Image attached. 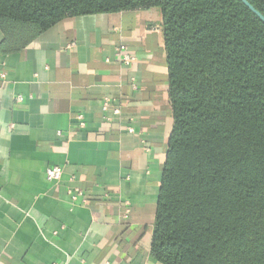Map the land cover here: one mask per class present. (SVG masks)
I'll list each match as a JSON object with an SVG mask.
<instances>
[{
  "label": "crops",
  "instance_id": "crops-1",
  "mask_svg": "<svg viewBox=\"0 0 264 264\" xmlns=\"http://www.w3.org/2000/svg\"><path fill=\"white\" fill-rule=\"evenodd\" d=\"M167 91L158 9L67 18L19 49L0 30V264H158Z\"/></svg>",
  "mask_w": 264,
  "mask_h": 264
},
{
  "label": "trees",
  "instance_id": "trees-1",
  "mask_svg": "<svg viewBox=\"0 0 264 264\" xmlns=\"http://www.w3.org/2000/svg\"><path fill=\"white\" fill-rule=\"evenodd\" d=\"M151 9L172 115L151 258L264 264V23L240 0H0V30L19 49L67 18Z\"/></svg>",
  "mask_w": 264,
  "mask_h": 264
},
{
  "label": "built area",
  "instance_id": "built-area-1",
  "mask_svg": "<svg viewBox=\"0 0 264 264\" xmlns=\"http://www.w3.org/2000/svg\"><path fill=\"white\" fill-rule=\"evenodd\" d=\"M116 57L118 58L119 62L123 65V66H129L130 64H132L135 60L134 56H132L129 51L127 50L125 45H121L120 47H118L117 49V53H116ZM2 78H4V75H1ZM132 87L134 89H136V85L132 84ZM23 101L22 97H17L16 98V102L21 103ZM109 104L110 101L109 99L105 98L102 101V105H101V109L104 113H106L109 109ZM119 111L115 110L113 112L114 115H118ZM76 119L79 121L80 123V127H83V123H82V117L81 116H77ZM128 134H132L133 133V129L128 127L126 129ZM62 173H63V169L61 167L58 166H54V167H50L46 170L45 172V176H46V180L49 183L52 184H57L61 181V177H62ZM69 195L71 197V200L74 202L76 201L79 197H81L83 194L81 191L79 190H75L73 192H69Z\"/></svg>",
  "mask_w": 264,
  "mask_h": 264
},
{
  "label": "water",
  "instance_id": "water-1",
  "mask_svg": "<svg viewBox=\"0 0 264 264\" xmlns=\"http://www.w3.org/2000/svg\"><path fill=\"white\" fill-rule=\"evenodd\" d=\"M240 1L264 23V18L258 12H256L245 0Z\"/></svg>",
  "mask_w": 264,
  "mask_h": 264
}]
</instances>
